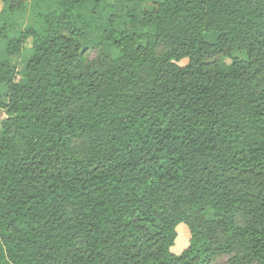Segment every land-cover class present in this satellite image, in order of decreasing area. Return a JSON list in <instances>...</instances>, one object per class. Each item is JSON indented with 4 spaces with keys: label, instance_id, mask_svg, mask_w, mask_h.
<instances>
[{
    "label": "trees",
    "instance_id": "16d2710c",
    "mask_svg": "<svg viewBox=\"0 0 264 264\" xmlns=\"http://www.w3.org/2000/svg\"><path fill=\"white\" fill-rule=\"evenodd\" d=\"M2 1L0 264H264V0Z\"/></svg>",
    "mask_w": 264,
    "mask_h": 264
},
{
    "label": "rangeland",
    "instance_id": "374dc122",
    "mask_svg": "<svg viewBox=\"0 0 264 264\" xmlns=\"http://www.w3.org/2000/svg\"><path fill=\"white\" fill-rule=\"evenodd\" d=\"M154 1H162V0H154ZM8 16V11L6 9V6L4 5L3 1L0 0V19L5 18ZM31 46L30 39L27 40L25 43V48H29ZM5 53V42H0V59L6 58ZM29 59V51H24L20 57V59L15 58L13 60V63L17 65V70L19 72H23L25 69V65ZM186 61H181L180 64L184 65ZM224 68L228 69L231 65V61L229 59H222L221 61ZM20 79V77H18ZM3 92V88H0V93ZM5 117V113L3 111H0V122ZM183 224L179 226V228L176 230L177 237L175 239L174 245L171 247L170 251L173 254L179 255L184 249L188 247V241H189V231L187 227Z\"/></svg>",
    "mask_w": 264,
    "mask_h": 264
}]
</instances>
